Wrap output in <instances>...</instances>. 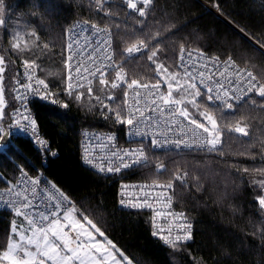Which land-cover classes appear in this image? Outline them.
Segmentation results:
<instances>
[{"label": "trees", "instance_id": "trees-1", "mask_svg": "<svg viewBox=\"0 0 264 264\" xmlns=\"http://www.w3.org/2000/svg\"><path fill=\"white\" fill-rule=\"evenodd\" d=\"M1 2L5 10V23L0 26L1 53L17 70L24 60H35L37 76L68 107L33 104L37 124L56 155L43 164L29 139L7 140V148L0 153V189L14 186L21 170L31 175L44 173L75 203L79 215L92 219L134 264H264V210L257 202L264 194L260 186L264 98L235 103L234 110H221L220 105L208 101L221 128L239 123L248 135L227 130L213 151L178 154L148 150V161L123 177L174 183L176 206L193 222L191 242L179 245L182 249L178 251L153 236L148 212L119 207L117 179L104 178L82 163L80 139L85 129L116 132L121 143L127 144L126 125L116 122L114 113L109 112L126 114L119 105L123 92L109 91L114 98L105 107L106 89L97 90L99 101L83 104L67 98L65 91L66 32L78 21L110 28L117 61H124L131 79L147 81L143 83L156 82L154 64L126 56V49L139 41L147 50L159 49L157 60L170 67L176 65L180 49L189 47L222 59L231 57L264 82V0H153L142 18L130 13L124 0ZM14 28L24 34L19 38L25 43L11 58L7 48ZM12 106L11 96L10 110ZM177 175L182 179L177 180ZM15 220L13 212L0 210V252L6 250Z\"/></svg>", "mask_w": 264, "mask_h": 264}, {"label": "snow or ice", "instance_id": "snow-or-ice-1", "mask_svg": "<svg viewBox=\"0 0 264 264\" xmlns=\"http://www.w3.org/2000/svg\"><path fill=\"white\" fill-rule=\"evenodd\" d=\"M127 7L135 10L139 13V16H145L144 7H147L152 0H141L142 7L138 8L137 3L134 0H126ZM5 22L0 19V25ZM95 28V26H92ZM99 31V30H98ZM100 43H106L104 41L98 42L96 47L89 48V42H85L84 47L75 54V66L73 67L72 61L74 59L73 54H69L66 58V65L69 69V75L67 77L69 83L67 84V90L69 94L74 87L83 88L85 82L87 83V91L89 95L92 93L91 84L94 80L98 79L101 86H108L109 81L105 78L109 69L115 70V80L111 82L110 87L116 89L123 83L127 89H133V102L131 106L127 107L126 114L121 115L118 110L109 109V112H113L116 122L125 124L128 126L129 135H147V131L142 129H153L154 145H159L160 141L155 137L157 135H164L165 132H172L179 128L181 131L185 129V122L188 126V132L195 136L197 133L204 137L203 144L199 145L206 147L209 150H215L217 145L220 144L221 126L218 124L215 115L208 109L200 111V105L197 98L202 95L206 96L207 100H216L220 102V109H233V103L230 100H234L236 89L241 83H246L247 92L253 91L262 98H264V83H260L257 77L251 72H244L243 79H241L240 70L237 69L236 83L232 84L229 80V87H225L224 83L220 80H213L211 75L205 76L204 71H199L193 74L188 70L191 66H186L185 62V50L180 49L178 60L181 62L180 67L184 69L183 75L180 72H168V69L164 64L158 62L159 49L151 51L147 59L151 61L158 76V80L154 84L141 83L136 79H132L128 82L125 79L123 69L117 70V65L112 61L111 54L106 56H99L101 51ZM110 46V45H109ZM46 47V46H45ZM68 49L73 48V44H69ZM155 47V46H154ZM14 49H19V43L13 44ZM147 48V45L143 41H139L138 44H133L126 49L128 55L139 53ZM86 57V59H85ZM188 59H193L191 52L187 53ZM218 60V58H217ZM224 70L219 73L221 77L225 76V73L229 68H236L235 61L231 57H228L224 62ZM5 59L0 56V74L6 69L3 66ZM23 64L26 69H33L38 67L35 60H24ZM207 68V65H204ZM77 73V83L74 85L71 81L73 77L71 72ZM99 74V75H98ZM28 83L20 85V87L27 90H33L34 93L40 94L41 98L48 99L49 88L48 84L43 79H36L34 81L36 88L33 89V77L28 76ZM197 80L200 85L204 86L205 91L202 93L201 88L197 86ZM161 81L166 85V90H161ZM207 81H211L214 87L208 86ZM0 83H2V75H0ZM17 83H19L17 81ZM41 88L43 92L41 93ZM143 89V93L140 91ZM83 96V93H78L75 99L79 100ZM127 97V92H125ZM112 97H109L111 99ZM16 99H22L20 95L16 96ZM99 101V97H96ZM127 104V99H125ZM5 98L3 94V88L0 87V119L4 115ZM63 107L67 108L68 105L64 104ZM107 107V105H105ZM195 109L199 116L203 118L205 123L200 122L194 118L193 114L189 111V108ZM19 111V110H18ZM23 120L28 121V125L35 130V120H29L28 116H23ZM182 118V119H181ZM16 124H20V120H16ZM163 129L164 131H159ZM230 131L248 135L245 127H242L237 123L234 127L229 128ZM206 134V135H205ZM5 133L0 129V139H3ZM114 137H108L111 141ZM41 143H44L41 141ZM103 143V141H101ZM173 143L179 145L186 141L175 140ZM7 148L6 144H0V153ZM111 156L118 161L115 166L111 164L106 168L101 167V172H120L121 168H129L133 164L140 163L147 157L143 149H124V150H112ZM127 158V161L125 160ZM84 160L89 165H94V158H89L86 154ZM161 168L163 165L160 166ZM23 172V170H21ZM177 180L182 179L180 175L176 176ZM39 180L28 179L27 173L23 172V178L20 183L15 186H9L7 188L8 195H13L15 199L8 201L5 200V204L9 208L15 209V215L22 216L28 223V229L26 232L21 231L15 225L10 229V235L15 236V240H10L6 246V250L0 252V262L3 264H132V261L128 259L125 254L117 249L116 245L111 240H107L105 233L101 231L99 227L90 219L87 215L81 214L78 218L76 213L77 209L72 205L71 201L68 202V206H63V201L67 200V197L61 193L59 199L55 197H49V203L55 200L52 204L54 208L50 212L39 211V205L37 203V186ZM261 187H264V181L260 182ZM160 189H172V183L167 185H155ZM3 193H0L2 198ZM155 199L160 201L161 196L151 197L145 194L143 199L136 197L132 200H121V206H127L131 208H152L153 204L150 202ZM166 206L171 207V197L164 196ZM258 206L264 210V194L258 197ZM164 213L156 212V216H162ZM168 215H173L169 212ZM180 218L186 220L183 213L178 214ZM160 231L153 232V235H159ZM171 229L168 230L169 235H160L165 244L177 248L179 245L186 243L192 239L191 224L180 223L176 229V235H171ZM105 237L106 243L96 239V235ZM110 246V247H109Z\"/></svg>", "mask_w": 264, "mask_h": 264}, {"label": "built area", "instance_id": "built-area-1", "mask_svg": "<svg viewBox=\"0 0 264 264\" xmlns=\"http://www.w3.org/2000/svg\"><path fill=\"white\" fill-rule=\"evenodd\" d=\"M134 2L137 3V7H142L141 0H134ZM153 2V0H152ZM152 2L147 5V7H144L145 14L152 4ZM129 12L132 14H135L136 16H139V13L135 10H132L128 8ZM142 18L141 16H139ZM144 17V16H143ZM92 26H95L93 28ZM99 30V31H98ZM104 41L106 43H100V53L99 56L103 57L111 54L112 61L115 65H118L117 61V54L114 49V38H113V32L110 28L97 24V23H91V22H83L78 21L74 23L66 32V58L69 54L74 55V59L72 61L73 67L75 66V54H77L81 48L84 47L85 42H89V48L96 47L98 42ZM73 44L72 49H68V45ZM110 45V46H109ZM185 50V62L186 66L190 65L191 67L188 68L190 72L193 74L198 73L199 71H204L205 76L211 75L213 80H220L222 83H224L225 87H229V80H231L232 84L236 83V77H237V69L240 70L241 73V79H243V73L244 72H251L254 76L257 77V80L261 82L260 78L257 76V74L250 68L243 66L235 61L236 68H229L228 71L225 73L224 77H221L219 73L224 70L225 67V61L226 59L219 58L217 56L210 55L204 51L189 48V47H183ZM191 52L193 54V59H188L187 53ZM147 54V48L139 53L132 54L131 56L127 54V58H143ZM180 54V52H179ZM218 58V60H217ZM86 59V57H85ZM181 62L177 60V66L179 72L183 75L184 69L180 67ZM204 65H207V68L204 67ZM114 70L109 69L107 71V75L111 73ZM31 75L33 77V89L36 88V85L34 81L36 79H40L34 69H26L24 64L21 65L18 69L17 78L14 82L13 89H12V101L13 106L10 110L9 118L6 122L0 124V129L3 130L5 133V136L3 139H0V144H6L7 140L15 137H22L29 139L35 149L40 152L42 158H43V164H47L48 159L56 155L55 151H52L49 145V141L44 137L42 134L36 118L33 111V104L35 102L43 103L46 105H53V106H61L63 107V104L58 100L56 95L54 94L53 90L49 88V96L48 99L41 98L40 94L34 93L33 90H25L24 88L20 87V85H24L28 83V76ZM69 75V69L66 65V83H65V91L67 90V84L69 83L67 77ZM71 75L73 77V80L71 81L74 85L77 83V73L75 71L71 72ZM99 75V74H98ZM98 80V79H96ZM94 80L93 83L96 81ZM17 81L19 83H17ZM92 83V84H93ZM208 86L214 87L211 81H207ZM85 87H87V83L85 82ZM197 86L201 88V90L204 92V86L200 85L197 80ZM83 88H76L74 87L71 92H76L78 90H81ZM161 90H166V87L161 84ZM140 91L143 93V89H140ZM43 92V89L41 88V93ZM133 89H128L127 93V104H125V110L127 107L131 106L133 102ZM20 95L22 99H16V96ZM235 99L230 100V103H233V105L236 103H242L247 100H250L251 98L258 97L255 91L248 93L247 92V85L246 83H241L238 88L236 89L235 93ZM209 101V100H208ZM213 105H220L219 101H216L215 99L212 101H209ZM19 110V111H18ZM23 116H28L29 120H35V130L33 131L32 127L28 125V121L23 120ZM182 119V118H181ZM16 120H20V124H16ZM144 131H147V135L137 136V135H129L128 134V126L126 125V141L127 144H122L119 136L116 132L112 131H100V130H90L85 129L81 132V139H80V147H81V156H82V163L83 165L96 172L100 176L104 178H115L119 181V187H118V205L121 209L129 210V211H143L148 212L151 216V222H152V234L153 232L160 231L159 235H153L157 240H159L164 246H169L165 244V242L160 239V235H169L168 230L171 229V235L174 237L176 233V229L180 223H190L191 224V232H192V238H193V222L189 219L186 212L176 206V200H175V185L172 183L173 187L172 189H160L159 187H156L155 185H167L169 183H158V182H140V181H132V180H125L123 177L135 170H137L139 167H141L144 163L148 161V150L152 151H158V152H175L178 154H184L187 152H194V151H208L209 149L206 147L199 146L203 144L204 137L200 136L198 133L195 136H192L190 132H188V126L185 122V129L184 131H181L179 128L175 129V131L172 132H165L164 135H157L155 138L160 141L159 145H154L152 143L153 140V129L147 128L142 129ZM159 131H164L163 129H160ZM206 135V134H205ZM108 137H114L111 141L108 140ZM175 140H182L187 142V146L185 143H181L179 145L173 143ZM43 141L44 143H41ZM103 141V143H101ZM143 149L146 159L142 160L140 163L133 164L129 168H121L120 172H101L99 169L101 167L106 168L110 164L112 166H115L118 161L115 160L111 156L112 150H124V149ZM87 149V155L89 158H94V165H89L85 162L84 156L86 154ZM127 161V158H125ZM160 163L157 164L159 166ZM23 172H26L23 170ZM23 172L20 171L17 180L14 184V186L21 182L23 178ZM27 178L28 179H37L39 180V185L37 186V203L39 205V211L42 212H50L53 211L54 208L52 207V204L55 203V200H52L51 203H49V197H55L57 199L60 198L61 193H63L64 196L67 197V200L63 201V206H68V202L71 201L72 205L75 206V203L63 192L61 191L53 181L50 180V178L45 175L42 172H39L37 174L31 175L28 172ZM0 193H3L2 198H0V210H6L11 211L15 213V209L9 208L7 204H5V200L11 201L15 199L13 195H8L7 189H0ZM145 194H148L151 197H156L157 195L161 196V199L159 202H157L155 199H152L150 202L153 204L152 208H131L127 206H121L120 201L123 199L125 201L132 200L136 197H139L143 199L145 197ZM164 196H170L171 197V207L168 208L166 206ZM156 212H162L164 215L162 216H156ZM171 212L173 215H168V213ZM179 213H183L184 217H186V220L179 217ZM192 240V239H191ZM191 240L187 241L186 243L191 242ZM185 244V243H183Z\"/></svg>", "mask_w": 264, "mask_h": 264}, {"label": "rangeland", "instance_id": "rangeland-1", "mask_svg": "<svg viewBox=\"0 0 264 264\" xmlns=\"http://www.w3.org/2000/svg\"><path fill=\"white\" fill-rule=\"evenodd\" d=\"M125 2H126V0H124ZM216 12H217V10H216ZM0 19H3V20H5V10H4V8H3V5H2V2H1V0H0ZM0 26H4V24L3 25H0ZM15 29V28H14ZM19 36H22V38H23V36H24V34L23 33H21L18 29H15V32L14 33H12V40H11V42H10V47L9 48H7V52H9V54H8V56L9 57H14V56H16V55H18L19 54V49H14L13 48V44H15V43H19V45H20V47L22 46V45H24V43H25V40L24 39H21V38H19ZM136 44H138V43H136ZM132 46V45H131ZM130 46V47H131ZM151 51L152 50H147V54L143 57V60H147V61H149L148 59H147V57H148V55H150L151 54ZM0 56H3V54L1 53V51H0ZM4 57V56H3ZM11 57V58H12ZM4 59H5V64L3 65L4 67H5V71L2 73V74H0V75H2V83H0V87H2L3 88V94H4V98H5V106H4V109H3V111H4V115H3V118L2 119H0V124L1 123H4L6 120H8V116H9V114H10V101H11V96H12V89H13V85H14V82H15V80H16V75H17V66H15V63L13 62V61H11V60H9V59H7V58H5L4 57ZM133 59V58H132ZM137 59V58H136ZM178 60V59H177ZM123 60H121V61H118V65H117V70H119V69H123V73H124V75H125V79L128 81V82H131V78L129 77V74L127 73V70L123 67ZM149 62H151V61H149ZM158 62H160V63H162V64H164L163 62H161V61H159L158 60ZM19 65V64H18ZM20 66V65H19ZM164 66L168 69V72H179V70H178V67H177V62H176V65L175 66H173V67H170V66H168V65H166V64H164ZM34 69V68H33ZM35 70V69H34ZM15 73H16V75H15ZM154 76L156 77V79L158 80V76H157V73H156V70H155V66H154ZM115 75H116V71L114 70V71H112L111 73H109L108 75H106V79L109 81V85L108 86H101L100 84H99V80H96L93 84H91V87H92V93H91V95H89V93H88V91H87V87L86 88H83V89H81V90H78V91H76V92H71V94H69V92H66V97L67 98H75L76 97V95L78 94V93H83V96H82V98L81 99H79V100H77L78 102H80L81 104H83V102H87L86 100H91V101H93V100H96L97 101V99H96V97L97 96H95V94H97V90L99 89V88H101V89H106L105 90V93L107 94L106 95V98H104V103H105V100L107 101V103H106V105L109 103L108 101H112V99L114 98L113 97V95H108V92L109 91H116V90H121L122 92H123V100H122V102L120 103L119 102V105L120 106H123V108L125 109V99H126V97H125V92H127L128 93V89L126 88V86L123 84V83H121V85H120V87H118V88H116V89H112L111 87H110V84H111V82L112 81H114L115 80ZM182 75V74H181ZM137 80V79H136ZM157 80H156V82H157ZM138 81H140L141 83H143V82H147V81H143V80H138ZM148 82H150V81H148ZM155 82V83H156ZM261 82L262 83H264L262 80H261ZM161 84H163L165 87H166V85L163 83V81H161ZM201 92L203 93V91L201 90ZM56 95V94H55ZM109 97H112L111 99H109ZM257 98H262V97H260V96H258ZM197 100H198V104L200 105V111H203L204 109H208L210 112H212V110H210L209 108H208V100H207V98L204 96V95H202L201 97H199V98H197ZM254 102V100L252 101V103ZM105 106V105H104ZM235 105H233V109H231V110H234V107ZM227 110H229V109H227ZM189 111L193 114V116H194V118H196V119H198L200 122H202V123H205V121L203 120V118L202 117H200L199 116V113L195 110V109H193V108H189ZM217 119V122H218V124H219V121H218V118H216ZM243 127V126H242ZM228 127H226V129H224V128H221V136H220V140L222 139V135H223V133L225 132V131H227V130H229V129H227ZM247 131V130H246ZM232 132H235V131H232ZM236 133V132H235ZM236 134H239V135H243V134H241V133H236ZM243 136H245V135H243ZM219 147V144L217 145V147H216V149ZM215 149V150H216ZM209 151H213V150H209ZM262 178H263V181H264V173H263V175H262ZM157 181H159L160 182V180H154V182H157ZM262 182V181H261ZM260 186H261V184H260ZM262 189L264 190V187H262ZM76 215H77V217L79 218L80 217V215H79V213L77 212L76 213ZM15 217H16V220L13 222V224H12V226L13 225H15L18 229H20L21 231H24V232H26V230L28 229V223H27V221H25V219L22 217V216H17V215H15ZM106 237V236H105ZM105 237H103L104 239H105ZM107 238V237H106ZM9 239L10 240H15L16 239V237L15 236H11L10 235V237H9ZM107 240H109L108 238H107ZM9 243V242H8ZM118 249V248H117ZM182 248L181 247H177L175 250H178V251H180ZM120 250V249H119ZM121 251V250H120ZM0 264H3V262H0ZM132 264H134L133 262H132Z\"/></svg>", "mask_w": 264, "mask_h": 264}, {"label": "crops", "instance_id": "crops-1", "mask_svg": "<svg viewBox=\"0 0 264 264\" xmlns=\"http://www.w3.org/2000/svg\"><path fill=\"white\" fill-rule=\"evenodd\" d=\"M96 239H97V240H100L101 242L106 243V240H105L103 237H100L98 234L96 235ZM9 242H10V239H9ZM109 247H110V246H109Z\"/></svg>", "mask_w": 264, "mask_h": 264}, {"label": "water", "instance_id": "water-1", "mask_svg": "<svg viewBox=\"0 0 264 264\" xmlns=\"http://www.w3.org/2000/svg\"><path fill=\"white\" fill-rule=\"evenodd\" d=\"M215 12H216V11H215ZM216 13H217V14H218V16L220 17V14H219V12L217 11ZM4 151H5V149L3 150V152H4Z\"/></svg>", "mask_w": 264, "mask_h": 264}, {"label": "bare ground", "instance_id": "bare-ground-1", "mask_svg": "<svg viewBox=\"0 0 264 264\" xmlns=\"http://www.w3.org/2000/svg\"><path fill=\"white\" fill-rule=\"evenodd\" d=\"M22 64V63H21ZM261 80V79H260Z\"/></svg>", "mask_w": 264, "mask_h": 264}]
</instances>
